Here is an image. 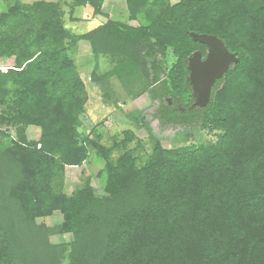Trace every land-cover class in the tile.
I'll return each instance as SVG.
<instances>
[{"label":"trees","instance_id":"16d2710c","mask_svg":"<svg viewBox=\"0 0 264 264\" xmlns=\"http://www.w3.org/2000/svg\"><path fill=\"white\" fill-rule=\"evenodd\" d=\"M104 2L0 0V60H13L0 66V264H264V0H125L126 21ZM65 5L73 21L80 6L107 20L72 33ZM192 32L217 35L239 58L205 108L191 107L188 58L206 48ZM81 41L104 103L120 107L105 86L117 77L131 99L151 92L163 128L207 127L216 142L182 132L166 147L132 129L106 138L103 121L86 132ZM101 57L113 62L104 73ZM93 153L104 194L90 177L69 194L67 167Z\"/></svg>","mask_w":264,"mask_h":264},{"label":"rangeland","instance_id":"374dc122","mask_svg":"<svg viewBox=\"0 0 264 264\" xmlns=\"http://www.w3.org/2000/svg\"><path fill=\"white\" fill-rule=\"evenodd\" d=\"M25 3H32L38 0H22ZM58 1V0H48ZM68 3H72L73 0H60ZM179 0H171L175 3ZM64 10L66 12L65 24L72 33L82 34L96 29L100 26L106 18L94 17L93 9L90 6H80L74 9L73 16L77 20L71 19V11L69 6L65 5ZM103 11L109 14L111 18L117 20H128V11L126 8L125 0H105L103 4ZM137 23V22H130ZM73 56L77 61L78 68L81 74L84 75L87 83V89L89 91L90 100L87 104V113L84 116L86 123V132H89L92 127L103 121V126L99 127L103 133L109 135L120 134L126 129H132L138 138L148 141L153 136L161 140L164 146L173 147L183 142L182 132H193L195 141L198 143H214L217 140L215 132H211L207 127H165L163 128L158 119L152 116L155 109V101L151 95V92H144L137 98H129L128 93L123 87L122 83L117 77H112L109 81L110 90L115 91V98L120 102V107L113 106L104 103L102 92L105 87L103 83H93L89 78V73L95 65V57L90 50L89 43L87 41H81L78 48L73 50ZM76 56V57H75ZM171 60V59H170ZM171 62V61H170ZM100 72L104 73L113 67V62L110 58H100ZM12 59L0 60V66L12 65ZM165 65V63H163ZM138 115L144 122V125H138L135 121V117ZM141 121V122H142ZM14 132V129H12ZM28 137L31 140H37L40 135V130L35 127H30L27 130ZM106 140V139H105ZM147 148L150 150V143L147 142ZM104 169V161L95 157L94 153L91 155L88 161L82 166L67 167L66 170V191L71 194L76 187L82 185L88 177L91 178L92 184L95 187L99 195L104 194L103 187L105 184L104 178L99 177V171ZM60 214L56 212L53 217L47 219V223H55L59 220Z\"/></svg>","mask_w":264,"mask_h":264},{"label":"water","instance_id":"95a60500","mask_svg":"<svg viewBox=\"0 0 264 264\" xmlns=\"http://www.w3.org/2000/svg\"><path fill=\"white\" fill-rule=\"evenodd\" d=\"M194 40L203 43L207 55L196 50L188 58V81L191 84L192 107L205 108L209 105L216 82L239 61L236 53L231 52L224 40L213 34L191 33Z\"/></svg>","mask_w":264,"mask_h":264},{"label":"flooded vegetation","instance_id":"af4514ba","mask_svg":"<svg viewBox=\"0 0 264 264\" xmlns=\"http://www.w3.org/2000/svg\"><path fill=\"white\" fill-rule=\"evenodd\" d=\"M203 51V58H205L206 57V55H207V49L205 48V50H202ZM167 99H168V102H169V104H174V100H173V98L172 97H167ZM154 101H155V105H157V101L155 100V99H153ZM177 108L180 110V111H184L185 110V108L181 105V104H179V103H177ZM156 107V106H155ZM192 107V106H191Z\"/></svg>","mask_w":264,"mask_h":264}]
</instances>
